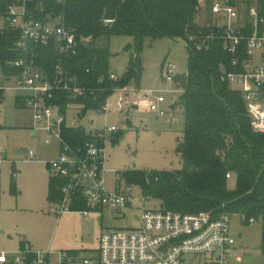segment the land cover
I'll use <instances>...</instances> for the list:
<instances>
[{"label":"trees","instance_id":"1","mask_svg":"<svg viewBox=\"0 0 264 264\" xmlns=\"http://www.w3.org/2000/svg\"><path fill=\"white\" fill-rule=\"evenodd\" d=\"M225 2L229 6H255L264 21V0H0V17L6 20L10 8L24 4L27 12L38 21L59 17L65 27L74 31L77 39H90L88 47H80L77 55L67 60L68 74L90 92L76 100L62 97V109L80 106V113L99 112L112 89L138 86L142 74L141 47L145 39L181 40L187 35L205 36L219 30L213 24L198 26L195 17L201 3ZM108 21L109 23H105ZM246 22V27L250 24ZM264 33V23L261 26ZM247 32V30H246ZM248 33V32H247ZM130 37L128 49L134 59L116 82L109 80V53L98 44L110 37ZM19 33L0 30V79L16 75L12 63L21 58L17 50ZM241 46L240 54L244 48ZM186 48V46H185ZM186 74L180 85L181 94L170 107L179 108L183 116L182 135L177 141L180 158L178 171H129L120 174L125 183L138 187L145 200L157 201L161 208L182 214L208 213L213 218L221 214L237 215L245 226L258 223L261 228L260 250L264 256V135L251 131L240 93L220 82V75L231 70L232 56L224 52L220 40L207 43L203 51L186 48ZM36 65L50 75L56 56L51 46L34 48ZM177 79V78H176ZM2 92H0L1 100ZM17 106H22L20 99ZM63 140L72 148H80L89 135L82 127L64 128ZM116 140V137H115ZM114 140V141H115ZM113 141V142H114ZM231 179L226 180L225 175ZM233 182V187L228 183ZM60 181L50 178L48 202L59 199ZM74 211L85 209L76 203ZM25 244L21 243L20 250ZM74 253V252H71ZM75 254V253H74ZM33 254H27L30 264ZM11 264V263H8Z\"/></svg>","mask_w":264,"mask_h":264},{"label":"built area","instance_id":"2","mask_svg":"<svg viewBox=\"0 0 264 264\" xmlns=\"http://www.w3.org/2000/svg\"><path fill=\"white\" fill-rule=\"evenodd\" d=\"M210 15L213 27L219 30L218 36L212 31L205 36L187 35L185 46L189 52H199L207 48V43L215 39L221 41L224 52L233 58L231 70L220 75V82L240 93L251 131L264 135V33L261 31L264 21L255 6L247 8L243 17L238 7L222 1L210 5ZM245 21L250 24L248 28ZM7 29L19 33L16 46L22 57L12 63L18 73L0 79V92L6 88L5 81L12 82L11 88L19 93L24 106L32 113L33 131L44 133L45 145H49L51 139L58 143L59 155L46 162L52 178L61 184L58 187L59 199L49 203L51 214L59 218L74 212L71 208L79 202L124 212L132 202L129 188L111 191L104 182L106 147L115 140L118 132L116 125L105 124L100 130H85L89 138L76 149H72L62 138L64 128H78L70 126L69 110L77 107L78 111L81 107L72 104L62 109L60 98L76 100L91 91L89 87L77 84L76 79L68 74L67 60L75 57L80 47H88L90 39H77L74 31L65 27L59 17H50L45 21L34 19L24 4L9 9ZM37 46H51L54 51L56 60L50 75L35 63L33 56ZM163 70L164 81L167 84L176 83L174 67L165 64ZM118 79L110 72L109 80L116 82ZM130 92L133 91L127 87L112 89V95H116L114 113L126 112ZM165 101L162 95L154 99L144 95L132 105L163 117L165 111L161 105ZM106 102L99 111L105 116ZM77 115L80 117L81 113ZM4 160L5 152L0 147V164ZM29 160H34L32 152H29ZM225 178L229 180L231 175L226 174ZM144 200L139 202L144 203ZM80 213L88 214L87 211ZM138 221L139 226L135 230L101 234L98 264H194L184 261L189 256L204 258L196 264H229V259L234 256L235 240L230 234V217L225 214L213 218L208 213L182 214L161 207H141ZM250 223L253 221L250 220ZM27 254L34 255L30 264H49L48 252H33L28 247L12 255L11 261L6 253H0V264H25ZM73 263L91 264L66 252L57 254L55 264Z\"/></svg>","mask_w":264,"mask_h":264},{"label":"rangeland","instance_id":"3","mask_svg":"<svg viewBox=\"0 0 264 264\" xmlns=\"http://www.w3.org/2000/svg\"><path fill=\"white\" fill-rule=\"evenodd\" d=\"M244 17V7L238 8ZM210 4L204 3L201 12L196 15L198 26L212 24ZM6 20L0 17V30L6 29ZM133 44L130 37L113 36L98 44L107 47L110 55L108 66L110 72L122 77L129 62L134 59V52L128 49ZM187 51L181 40L145 39L141 47L142 74L138 86L128 85L133 91L128 95L129 105L122 114L114 113L116 95L106 102V116L95 111H87L84 115L80 110L71 108L68 113L70 126L82 127L87 132L100 130L105 124L116 125V140L106 147L104 163V182L107 189L126 190L132 197L131 210L123 215L129 226L135 225L133 218L141 207L148 209L160 207L157 201L144 200L138 187L127 185L120 174L129 171L171 172L181 169L180 158L175 149L182 135L183 116L179 108L171 110L181 91V83L186 74ZM171 64L177 76L176 83L164 81V66ZM258 64V60H256ZM6 85L0 100V147L5 152V160L0 164V253H6L9 259L18 252L19 236L25 233L36 242V251L48 239L52 222L44 214L54 218L50 212L47 199L49 177L46 166H39V161H51L59 155L58 143L50 140L44 144L45 135L38 132L32 135V113L28 109L16 107L17 93ZM144 95L156 98L159 95L166 101L161 107L165 111L163 117L150 113L144 108H135L132 103L142 99ZM264 109V101L262 103ZM33 152L36 162H29L25 157ZM15 174V176H13ZM233 187V182L228 183ZM15 189V190H14ZM143 199L145 202H139ZM108 212H103V223L110 224ZM51 226V227H50ZM230 234L235 240L234 256L229 264H264V256L260 250L261 228L258 223L243 225L237 215L230 216ZM80 236L88 244L91 237L89 227L81 230ZM88 247V246H86ZM93 249V248H92ZM93 257V256H92ZM98 263V256L93 260ZM184 261L194 264L204 261L200 256L185 257Z\"/></svg>","mask_w":264,"mask_h":264},{"label":"crops","instance_id":"4","mask_svg":"<svg viewBox=\"0 0 264 264\" xmlns=\"http://www.w3.org/2000/svg\"><path fill=\"white\" fill-rule=\"evenodd\" d=\"M236 1H241V0H236ZM204 3L205 2L201 3V8ZM9 83L10 82L5 81L4 85L6 86ZM16 93L17 95L15 96V105L16 107H19L17 106L16 101L20 99L22 102V98L20 97L18 92ZM180 94H181V91L178 93V95L180 96ZM1 99H2V96H1ZM176 101L177 99L175 100V102ZM20 108L28 109L27 107L24 106V104H22ZM28 110L30 111V109ZM31 119H32V116H31ZM30 130L32 131V135H36L38 133V132L33 131V120H32V127L30 128ZM25 157L28 159L29 162H36L34 153H33V157H34L33 161L29 160V153L26 154ZM46 162L47 161H39L37 165L41 167L43 165L46 166ZM46 168L49 172V169L47 166ZM85 205H86L85 209L70 212V213H65L61 215L59 218H56L54 215H53L54 216L53 218L47 214H44V217H46V219L48 220L47 221L48 225L50 221L52 222V225H51L52 227L50 226L51 230H50L48 239L46 240L45 243L41 245L40 247L41 250L36 251L37 250L36 242H34V240L30 237V234L25 233L24 236H19L18 238L19 239L18 251L20 250L21 243H23L25 244V247H28L33 252H48L49 259H50L49 264L56 263L57 254L59 252H66L73 258H80L82 260H88L91 264H96L94 263L93 260L95 259V257H97L98 248H99V239L103 232H113V231L126 232V231L135 230L139 226L138 216H139L140 210L138 214H136L135 217L133 218L134 219L133 222L135 223V225L129 226L128 221H125V219H122L123 215L126 214L127 211L131 210V204L124 212H119L118 210H110L108 208H95L88 204H85ZM80 211H87L88 214L83 215L80 213ZM104 211L108 212V216H109L108 219L111 222L108 225H105L103 223V212ZM86 227H89L91 230V237L88 239L87 245L84 239H82V237L80 236L81 230H83ZM71 252H74L75 254ZM9 261H11V259H9ZM73 264H81V263H73Z\"/></svg>","mask_w":264,"mask_h":264}]
</instances>
